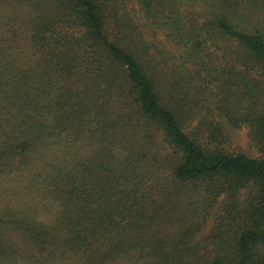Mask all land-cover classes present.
<instances>
[{
	"label": "trees",
	"instance_id": "16d2710c",
	"mask_svg": "<svg viewBox=\"0 0 264 264\" xmlns=\"http://www.w3.org/2000/svg\"><path fill=\"white\" fill-rule=\"evenodd\" d=\"M140 1L154 16L156 7L171 14V36L185 53L175 59L190 83L206 65L202 54L213 33L237 41L240 56L253 57L251 69L264 79V32L243 25L235 10L207 24L192 18L187 24L179 0ZM110 5L111 0H0V14L18 22L11 36L5 28L16 24L0 32V184L16 188L13 198L0 203V264L182 259L181 250L166 253L152 235L150 249L143 244L157 213L152 185L147 189V158L155 142L157 154L169 159L173 181L213 183L219 193L234 196L250 189L242 223L207 264H264V112H256L262 82L238 76L232 66L220 73H230L225 86L244 88L236 104L246 101L262 156L205 147L184 130L187 87L180 91L166 61L150 56V45ZM154 130L173 149L170 157ZM24 243L39 250L23 254ZM136 246L141 251L133 255Z\"/></svg>",
	"mask_w": 264,
	"mask_h": 264
},
{
	"label": "rangeland",
	"instance_id": "374dc122",
	"mask_svg": "<svg viewBox=\"0 0 264 264\" xmlns=\"http://www.w3.org/2000/svg\"><path fill=\"white\" fill-rule=\"evenodd\" d=\"M111 0V5L119 8V12L125 14L134 29V34L143 40V44L150 45V56H154L170 68L172 80L181 82L180 91L187 87L184 107L187 112L184 130L192 138L205 147L219 149L225 152H243L253 157L262 156L260 146L254 139L252 128L247 121V103L236 104V97L243 91L239 85L225 86L230 73L221 76L222 68L230 66L236 69L239 75L248 74L255 82H262L259 70L253 71L256 60L252 57L244 60L240 56L243 52L235 40H223L213 33L203 51L202 57L206 65L198 67L199 75L190 83V77L183 71H179L177 56L185 54L179 43L171 36V21L165 11L166 7H156L157 16L145 11L140 0ZM179 0L178 8L184 23L192 18L195 23L204 24L214 20L221 12L230 9L241 14L242 24L264 32V0ZM110 5V6H111ZM176 16V14H175ZM16 24L7 30L6 36H11L12 30L18 25L10 20L7 15L0 14V32H4L3 26ZM194 24V23H193ZM2 26V27H1ZM214 32V27L210 26ZM2 36H0L1 38ZM216 37L218 38L217 40ZM24 40V39H20ZM238 55L240 57H238ZM234 80L235 76H232ZM232 88V92L230 91ZM259 107L256 112H264V93L259 99ZM157 132V139L168 146L165 151L170 157L173 149L164 141V136ZM157 142L151 147V153L147 160L152 163V176L148 181V188L152 185L156 200L151 204L156 210V218L151 223V228L144 236L143 244L148 248V240L152 235L153 244L158 238L166 253L172 251L182 252V259L168 261L170 264H207L214 258L217 249L222 244H227L238 229L239 218L246 211L250 197V189L244 188L235 196L227 192H220L213 183L190 182L180 183L173 181L169 169V159H165L164 153L157 154ZM168 160V161H167ZM0 184V203L13 198L16 188ZM4 190H7L4 192ZM16 197V196H15ZM242 223V222H240ZM28 244H21V252H37ZM141 251V246L133 248V255ZM141 255V254H140ZM146 256L138 262L145 263ZM127 258L120 257L116 264L126 263ZM159 259V258H157ZM159 261H165L159 259Z\"/></svg>",
	"mask_w": 264,
	"mask_h": 264
}]
</instances>
